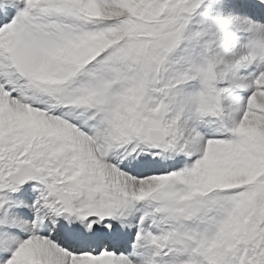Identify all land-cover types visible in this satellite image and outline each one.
<instances>
[{"label":"snow or ice","instance_id":"obj_1","mask_svg":"<svg viewBox=\"0 0 264 264\" xmlns=\"http://www.w3.org/2000/svg\"><path fill=\"white\" fill-rule=\"evenodd\" d=\"M0 264H264V0H0Z\"/></svg>","mask_w":264,"mask_h":264}]
</instances>
